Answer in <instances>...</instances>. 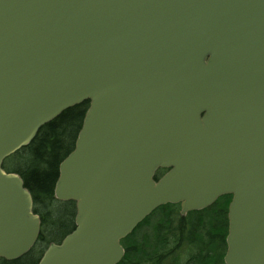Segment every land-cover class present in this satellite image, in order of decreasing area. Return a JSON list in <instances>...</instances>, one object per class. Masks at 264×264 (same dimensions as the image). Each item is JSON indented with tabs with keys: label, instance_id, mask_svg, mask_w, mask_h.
<instances>
[{
	"label": "water",
	"instance_id": "1",
	"mask_svg": "<svg viewBox=\"0 0 264 264\" xmlns=\"http://www.w3.org/2000/svg\"><path fill=\"white\" fill-rule=\"evenodd\" d=\"M85 101L53 191L74 229L37 264H118L159 207L225 195L224 264H264V0H0V259L40 232L3 161Z\"/></svg>",
	"mask_w": 264,
	"mask_h": 264
},
{
	"label": "trees",
	"instance_id": "2",
	"mask_svg": "<svg viewBox=\"0 0 264 264\" xmlns=\"http://www.w3.org/2000/svg\"><path fill=\"white\" fill-rule=\"evenodd\" d=\"M88 106L89 102L85 101L64 111L42 126L29 145L8 159L14 164L18 162L11 171L23 180L32 197L33 213L41 218L37 244L27 254L35 255L32 264L38 262L48 244L54 241L52 238L49 241L45 232L50 236L51 229L58 226L53 216L56 202L53 191L59 164L73 150ZM68 203L73 207L71 214L66 215L71 228L59 240L74 229V204ZM226 204L223 198L215 206L185 218L178 215L176 205L159 208L150 216L156 218L152 223L147 218L122 241L125 253L119 264H223Z\"/></svg>",
	"mask_w": 264,
	"mask_h": 264
},
{
	"label": "rangeland",
	"instance_id": "3",
	"mask_svg": "<svg viewBox=\"0 0 264 264\" xmlns=\"http://www.w3.org/2000/svg\"><path fill=\"white\" fill-rule=\"evenodd\" d=\"M18 163V162H16ZM14 164L13 161L9 162L6 161L4 162V168L7 171H11L13 167H16L18 164ZM21 165V164H19ZM73 211V207L68 203V202H55V206H54V211H53V216L56 217L58 226L54 227L53 229H51L50 232V236L48 234V232H45V236L47 237V239L50 241L51 238L57 239L60 238L64 232H66L67 230H69L71 228V223L70 218L66 217V215L71 214V212ZM75 212V211H74ZM151 218L149 217L148 220H150ZM154 219L156 218H152L150 221L151 223L154 221ZM143 232H141L142 234ZM35 260V255H24L23 257H21L19 260L16 261H12V262H8L7 264H32L33 261ZM0 264H5L3 262L0 261Z\"/></svg>",
	"mask_w": 264,
	"mask_h": 264
},
{
	"label": "flooded vegetation",
	"instance_id": "4",
	"mask_svg": "<svg viewBox=\"0 0 264 264\" xmlns=\"http://www.w3.org/2000/svg\"><path fill=\"white\" fill-rule=\"evenodd\" d=\"M159 173H161V175L160 176H162L163 174H165L166 173V170H161ZM230 196H227V197H224V200L227 202V201H230Z\"/></svg>",
	"mask_w": 264,
	"mask_h": 264
}]
</instances>
